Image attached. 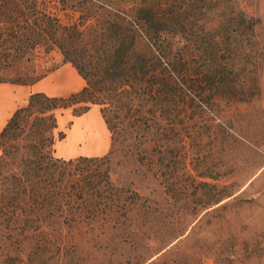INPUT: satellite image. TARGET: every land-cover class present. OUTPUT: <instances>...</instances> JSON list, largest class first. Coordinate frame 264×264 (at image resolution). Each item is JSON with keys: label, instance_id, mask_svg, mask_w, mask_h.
Masks as SVG:
<instances>
[{"label": "trees", "instance_id": "trees-1", "mask_svg": "<svg viewBox=\"0 0 264 264\" xmlns=\"http://www.w3.org/2000/svg\"><path fill=\"white\" fill-rule=\"evenodd\" d=\"M199 1L0 0V84L42 81L58 67L49 64L51 53H58L84 82L67 98L31 94L0 131V236L14 239L4 245L0 264H82L84 258L75 250H65L66 238L82 236L83 228L137 230L129 216L137 204L109 200L118 196L110 182L111 157L148 163L156 174H164L170 195H176V176L169 170L175 162L166 153L178 143L159 140L160 114L179 102L186 109L187 94L201 96L224 87L219 75L223 65L208 76L205 50L196 60L191 52L193 45L208 41L192 33L196 24L206 23L204 14L196 13ZM227 22L247 30L257 24L245 16ZM92 107L98 108L110 134L109 153L56 157L55 142L63 138L60 113L70 110L80 117ZM173 119L167 118L168 132ZM233 190L228 184L211 201L230 198ZM187 191L183 189L184 199ZM140 222V227L149 225ZM31 244L24 254L23 246ZM152 258L143 264H159V257Z\"/></svg>", "mask_w": 264, "mask_h": 264}, {"label": "rangeland", "instance_id": "rangeland-1", "mask_svg": "<svg viewBox=\"0 0 264 264\" xmlns=\"http://www.w3.org/2000/svg\"><path fill=\"white\" fill-rule=\"evenodd\" d=\"M199 3L196 13L204 14L206 23L196 24L192 33L205 35L208 41L193 45L191 52L196 60L205 50L208 76L223 65L219 75L224 87L201 96L187 94L186 109L179 102L160 114L159 140L174 138L178 143L166 153L175 162L169 170L176 176L177 193L170 195L164 174H156L148 163L111 157L110 182L118 196L109 200L135 202L129 216L138 229L83 228L82 236L66 238L65 250H75L84 258L82 264H143L152 257H159V264H264V0ZM238 16L252 17L257 24L247 30L227 22ZM47 59L58 67L37 84H0V131L31 94L67 98L83 87L76 71L62 64L58 53ZM199 64L194 62L196 71ZM170 117L174 118L172 132L166 131ZM58 131L63 134L54 146L58 158L103 157L110 151V134L97 107L80 117L62 111ZM228 184L234 185V195L211 201ZM183 189L188 190L186 199ZM140 221L149 225L140 227ZM1 235L0 261L4 245L14 241ZM23 247L28 254L32 244Z\"/></svg>", "mask_w": 264, "mask_h": 264}]
</instances>
